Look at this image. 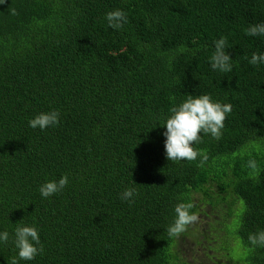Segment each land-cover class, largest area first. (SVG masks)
<instances>
[{
	"label": "trees",
	"instance_id": "trees-1",
	"mask_svg": "<svg viewBox=\"0 0 264 264\" xmlns=\"http://www.w3.org/2000/svg\"><path fill=\"white\" fill-rule=\"evenodd\" d=\"M117 9L128 20L119 30L105 19ZM260 23L264 0H0V264H196L181 256L185 240L217 262L264 264V246L248 241L264 231V64L249 63L264 36L246 35ZM221 37L227 73L210 63ZM202 94L233 106L221 138L193 145L202 167L168 161L171 108ZM50 111L58 125L29 126ZM179 203L198 221L169 236ZM206 207L226 220L199 226ZM25 226L44 249L31 261L15 246Z\"/></svg>",
	"mask_w": 264,
	"mask_h": 264
},
{
	"label": "clouds",
	"instance_id": "clouds-1",
	"mask_svg": "<svg viewBox=\"0 0 264 264\" xmlns=\"http://www.w3.org/2000/svg\"><path fill=\"white\" fill-rule=\"evenodd\" d=\"M105 19L108 26L113 29H122L128 23L127 15L122 10H115L107 13ZM246 35L264 36V23L250 25L246 29ZM215 51L211 56V68L220 72H231L233 60L227 54V38L221 37L214 42ZM251 65L264 64V54L253 53L249 60ZM233 110L231 104L214 102L212 97L207 94L199 96L187 95V99L177 107L171 108V115L167 118L163 132L165 137L164 149L168 161H195L200 157V166L208 160V156L201 150L193 147L194 144L201 142V134H210L219 140L222 136V129L227 115ZM59 112L50 111L40 113L29 121V126L33 129L45 130L48 127L59 124ZM246 167L251 175H259L260 166L255 159H249ZM68 184V177L65 175L58 181H50L43 184L39 191L44 198H48L62 191ZM135 189H127L122 195V200H130L136 195ZM191 203H179L174 211L176 218L172 225L167 229L169 236H179L184 233L189 226L198 221V216L190 210ZM9 233H0V241L7 242ZM248 241L253 246H264V231L249 234ZM15 246L18 249L20 260L31 261L43 252L38 230L35 227H18L15 231ZM12 264H17L15 258Z\"/></svg>",
	"mask_w": 264,
	"mask_h": 264
},
{
	"label": "rangeland",
	"instance_id": "rangeland-1",
	"mask_svg": "<svg viewBox=\"0 0 264 264\" xmlns=\"http://www.w3.org/2000/svg\"><path fill=\"white\" fill-rule=\"evenodd\" d=\"M204 212L205 214L202 215L199 220V226H206L208 223H211L212 226L219 227L218 222L220 220H226L224 211L221 212L219 210L212 209L211 207H206ZM178 248L183 259L191 262L192 260H194L196 264H227L224 259L223 261L220 260L221 262H217L216 260L219 259L215 257L214 252L202 250L195 247L192 240H185V242L181 243ZM231 257L237 260V252H234ZM228 264L231 263L228 262Z\"/></svg>",
	"mask_w": 264,
	"mask_h": 264
}]
</instances>
